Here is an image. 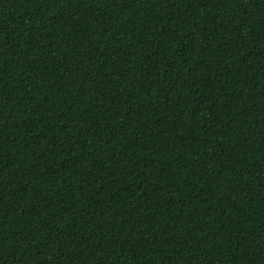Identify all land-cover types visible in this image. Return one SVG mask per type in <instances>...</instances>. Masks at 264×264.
I'll return each mask as SVG.
<instances>
[{
  "label": "trees",
  "instance_id": "obj_1",
  "mask_svg": "<svg viewBox=\"0 0 264 264\" xmlns=\"http://www.w3.org/2000/svg\"><path fill=\"white\" fill-rule=\"evenodd\" d=\"M0 264H264V0H0Z\"/></svg>",
  "mask_w": 264,
  "mask_h": 264
}]
</instances>
